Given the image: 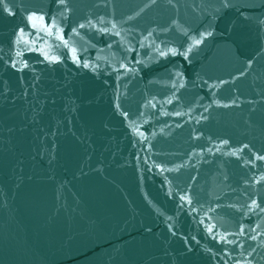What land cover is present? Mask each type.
I'll use <instances>...</instances> for the list:
<instances>
[{
    "label": "water",
    "instance_id": "water-1",
    "mask_svg": "<svg viewBox=\"0 0 264 264\" xmlns=\"http://www.w3.org/2000/svg\"><path fill=\"white\" fill-rule=\"evenodd\" d=\"M0 264H264V0H0Z\"/></svg>",
    "mask_w": 264,
    "mask_h": 264
}]
</instances>
